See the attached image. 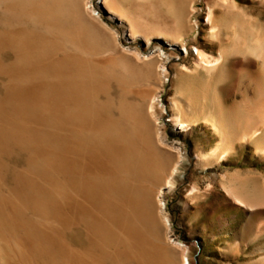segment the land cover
I'll list each match as a JSON object with an SVG mask.
<instances>
[{
  "label": "bare ground",
  "instance_id": "bare-ground-1",
  "mask_svg": "<svg viewBox=\"0 0 264 264\" xmlns=\"http://www.w3.org/2000/svg\"><path fill=\"white\" fill-rule=\"evenodd\" d=\"M172 1L175 9L183 6L184 0ZM254 1L259 5L208 0L210 38L221 43L217 53L199 45L197 52L192 51L183 43L184 58L192 57L191 65L185 63V67L209 72L211 86L221 73L225 77L231 73L229 91L242 96L239 112L231 120L224 121L216 113V91L204 110L202 121L220 135L207 151L197 153L206 162L229 160L242 142H251L255 153L264 156V0ZM67 2L72 24L66 30L60 7ZM84 5L83 0L31 3L30 12L49 29H57L56 37L0 28V77H6L0 95V264H180L150 227L157 220L164 188L173 185L177 167L165 175L156 151L157 88L138 90L148 105L133 112L138 136L130 137L111 114L110 99L101 97L110 93L114 79L127 90L128 80L118 74L119 66L126 65L112 55L96 56L98 48L83 32L79 19ZM218 9L223 12L220 18ZM6 10L16 13V3H7ZM91 10L95 18L104 19L105 11L123 25L127 20L132 38L140 33L119 1H93ZM181 30L171 40L161 28L149 31L146 39L155 36L161 45L150 51L136 49V54L146 62L157 60L166 74V48L176 47ZM64 39L75 51L64 48ZM7 51L13 53L9 61L4 60ZM183 92L177 89L172 97L173 125L182 130L197 123L184 118L179 99ZM194 102L190 98L189 106ZM17 150L27 153V161L9 185L5 157ZM224 175V187L239 205L264 206L260 170H226ZM262 227L264 220L257 235L263 249L259 264H264ZM181 264H192L189 254Z\"/></svg>",
  "mask_w": 264,
  "mask_h": 264
},
{
  "label": "rangeland",
  "instance_id": "rangeland-1",
  "mask_svg": "<svg viewBox=\"0 0 264 264\" xmlns=\"http://www.w3.org/2000/svg\"><path fill=\"white\" fill-rule=\"evenodd\" d=\"M11 1L17 5L16 13L6 10V4ZM34 1L36 0H0V28L28 29L56 37L57 29H49L42 18L30 12ZM83 1L85 5L79 13V19L83 32L98 48L96 56L102 58L112 55L126 65L119 66L118 74L128 80L127 90H123L124 84L120 80L114 79L109 96L103 93L101 97L103 100L110 99L111 114L130 137L138 136L137 127L132 120L133 112L146 109L148 105V101L141 97L138 90L157 88L155 112L159 119L156 125L155 122H150L159 136L156 151L166 168L165 175L175 164L177 167L172 178L173 185L164 188L159 200L157 220L152 221L150 227L161 241L169 245L171 256L180 261V264L185 254H189L192 264H259L258 260L263 254L260 250L263 249L257 235L259 224L264 220V206L251 209L239 205L224 187L227 183L224 172L255 169L264 174V156L255 153L251 142L236 144L229 160L216 158L206 162L196 156L198 152L207 151L220 138L210 124L202 121L204 110L212 104L214 92L218 94L216 113L224 121L236 116L234 114L239 112L238 102L242 98L239 93L229 91L231 73L226 77L221 73L211 86L209 72H196L195 67L188 69L184 66L185 63L191 65L192 57L184 58L186 52L183 43H188L190 50L196 52L198 45L215 53L221 47L219 40L210 38L208 0H192L190 3L189 0H184L183 6L179 4L181 9H175L172 0H114L119 1L137 23L140 33L134 38L128 35L130 30L127 20L123 25L116 19L109 18L103 10L104 19L93 16L92 2L101 0H90L88 9L86 0ZM238 1L244 6L259 5L254 0ZM60 9L61 24L67 30L72 24L70 3L63 4ZM217 14V18L222 17V10L218 9ZM155 28L163 29L168 39L176 35L174 32L182 29V38L176 47L169 44L166 48L163 44L167 50L164 62L168 67V72L164 75L161 70L163 66L157 60L146 62L135 52L136 49L140 52L143 49L150 51L161 45L155 36H152L153 40L146 39L148 32H153ZM62 41L67 51H75L70 41ZM62 53L63 51L59 52L60 55ZM10 59H13L12 51L5 52L4 60ZM5 81L6 77L2 75L0 95L5 91ZM177 89H184L179 96L184 118L190 117L191 121L197 122L184 130L174 126L172 120V97ZM190 98L195 102L189 106ZM151 120L152 118L149 121ZM26 156L27 153L21 150L6 155L4 172L9 185L14 180L16 170L26 165ZM194 186H197L196 190H193ZM165 219L168 225L165 224ZM78 232H83V229ZM262 237L264 233L261 234Z\"/></svg>",
  "mask_w": 264,
  "mask_h": 264
}]
</instances>
